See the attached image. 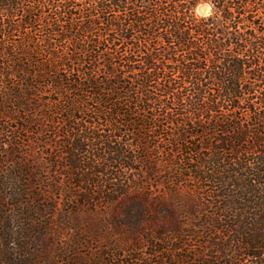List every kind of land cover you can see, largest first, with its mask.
<instances>
[{"label": "trees", "instance_id": "1", "mask_svg": "<svg viewBox=\"0 0 264 264\" xmlns=\"http://www.w3.org/2000/svg\"><path fill=\"white\" fill-rule=\"evenodd\" d=\"M0 60V264H264V0H0Z\"/></svg>", "mask_w": 264, "mask_h": 264}, {"label": "rangeland", "instance_id": "2", "mask_svg": "<svg viewBox=\"0 0 264 264\" xmlns=\"http://www.w3.org/2000/svg\"><path fill=\"white\" fill-rule=\"evenodd\" d=\"M203 4H206V3H203ZM200 6H201V4H199L197 7H196V9H195V13H196V15H197V9H199L200 8ZM254 14H256V13H254ZM198 16V15H197ZM200 17H203L202 15H200ZM2 63V60H0V64ZM4 86H5V84H4ZM6 86H7V84H6ZM1 87H3V85L1 84ZM45 91H47V92H44V93H42L41 94V97H39V100H40V108H39V110H37V111H35V112H33V111H31V114H30V112L29 113H27L26 115H24V114H18V115H14L15 117H14V119H12V121L11 122H9L10 124H8L9 125V127H11V128H13V127H15L16 125L17 126H20V125H23V121H22V118H26V116H28V118L30 119V118H35V119H38L39 117H40V115H43L44 113L46 114L47 113V109L49 108V106H50V103H49V99H52V97L50 96L51 94L50 93H48V90H45ZM51 97V98H50ZM46 103V104H45ZM43 104H45V105H43ZM42 111V112H41ZM59 119H60V117H54V122H58L59 121ZM28 127V126H27ZM29 129H31L32 128V125H29V127H28ZM25 137H27V139L28 140H37L38 142H39V144L36 146V145H32V146H30V148H29V151H30V153H31V155L34 157V165H35V163L37 162V161H39L40 159H41V157L43 156V158H44V156H45V154H48V153H50L52 150H51V148H49V146H45L44 144H43V142H52L51 144H52V146H53V143L54 142H56V143H58L59 142V140H55V139H53L52 138V135H49V134H42V135H40V136H38V137H36V138H34L33 136H31L29 133L28 134H25ZM55 147H56V145H54ZM41 153V154H40ZM33 165V166H34ZM9 169V170H8ZM10 166H9V164H7V165H4L3 166V168H2V176H6L5 174L7 173L8 175H10L9 174V172H10ZM9 171V172H8ZM183 188H184V184H183ZM168 188H166L165 186H158L157 187V190H156V193L158 194H164V193H166ZM59 203H58V205H57V208H58V213L54 216V220H53V230H54V232H56V231H59L58 229V227H60V225L63 223V221H62V218L60 217V215L59 214H62L63 212H64V208H62V204H61V201H60V199H58L57 200ZM60 210V211H59ZM69 233H66L64 236H66V237H68L67 235H68ZM64 236H62V237H64ZM103 246H104V244H103ZM98 250L100 251L101 250V252H104V250L103 249H101V247H100V249L98 248ZM82 251H85V250H82ZM88 251V250H87Z\"/></svg>", "mask_w": 264, "mask_h": 264}, {"label": "clouds", "instance_id": "3", "mask_svg": "<svg viewBox=\"0 0 264 264\" xmlns=\"http://www.w3.org/2000/svg\"><path fill=\"white\" fill-rule=\"evenodd\" d=\"M212 14V6L210 4H201L200 8L197 9V15L208 17Z\"/></svg>", "mask_w": 264, "mask_h": 264}]
</instances>
